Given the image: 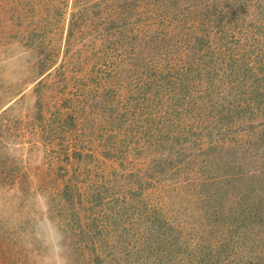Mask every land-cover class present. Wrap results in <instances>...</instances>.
Segmentation results:
<instances>
[{"label": "rangeland", "instance_id": "rangeland-1", "mask_svg": "<svg viewBox=\"0 0 264 264\" xmlns=\"http://www.w3.org/2000/svg\"><path fill=\"white\" fill-rule=\"evenodd\" d=\"M0 264H264V0H0Z\"/></svg>", "mask_w": 264, "mask_h": 264}]
</instances>
